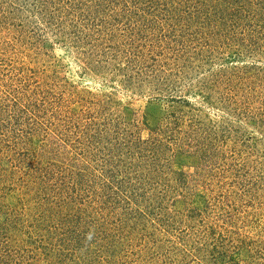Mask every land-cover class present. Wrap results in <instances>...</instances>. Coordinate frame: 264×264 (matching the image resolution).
<instances>
[{
  "label": "rangeland",
  "instance_id": "374dc122",
  "mask_svg": "<svg viewBox=\"0 0 264 264\" xmlns=\"http://www.w3.org/2000/svg\"><path fill=\"white\" fill-rule=\"evenodd\" d=\"M0 264H264V0H0Z\"/></svg>",
  "mask_w": 264,
  "mask_h": 264
},
{
  "label": "trees",
  "instance_id": "16d2710c",
  "mask_svg": "<svg viewBox=\"0 0 264 264\" xmlns=\"http://www.w3.org/2000/svg\"><path fill=\"white\" fill-rule=\"evenodd\" d=\"M141 141H142V140H141ZM120 143H121V144H125V143H128V142H125L124 140H122Z\"/></svg>",
  "mask_w": 264,
  "mask_h": 264
}]
</instances>
